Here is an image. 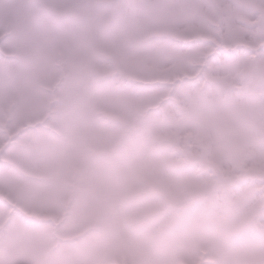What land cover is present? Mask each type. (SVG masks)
Segmentation results:
<instances>
[{"label":"rangeland","instance_id":"1","mask_svg":"<svg viewBox=\"0 0 264 264\" xmlns=\"http://www.w3.org/2000/svg\"><path fill=\"white\" fill-rule=\"evenodd\" d=\"M28 3L0 0V264L163 258L192 214L264 264V0H42L63 26L10 40Z\"/></svg>","mask_w":264,"mask_h":264},{"label":"snow or ice","instance_id":"2","mask_svg":"<svg viewBox=\"0 0 264 264\" xmlns=\"http://www.w3.org/2000/svg\"><path fill=\"white\" fill-rule=\"evenodd\" d=\"M62 26L63 22L58 18L47 15L42 0H29L12 20L8 36L14 40L23 32L43 35ZM210 220L203 214L182 216L179 219L180 231L174 237L176 242L165 256L145 259L139 264H220L219 240L209 230Z\"/></svg>","mask_w":264,"mask_h":264}]
</instances>
